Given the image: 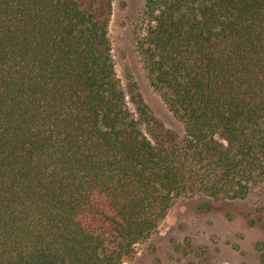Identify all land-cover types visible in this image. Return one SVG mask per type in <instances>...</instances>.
Masks as SVG:
<instances>
[{
  "label": "trees",
  "instance_id": "obj_1",
  "mask_svg": "<svg viewBox=\"0 0 264 264\" xmlns=\"http://www.w3.org/2000/svg\"><path fill=\"white\" fill-rule=\"evenodd\" d=\"M113 12L0 0V264H122L177 198L264 181V0H146L142 51L182 132L138 90L130 107Z\"/></svg>",
  "mask_w": 264,
  "mask_h": 264
},
{
  "label": "rangeland",
  "instance_id": "obj_2",
  "mask_svg": "<svg viewBox=\"0 0 264 264\" xmlns=\"http://www.w3.org/2000/svg\"><path fill=\"white\" fill-rule=\"evenodd\" d=\"M145 5L146 0H114L110 36L118 75L137 114L135 90L161 122L182 132L184 124L154 85L142 51ZM263 209L264 181L252 184L245 198L181 196L159 230L122 264H264Z\"/></svg>",
  "mask_w": 264,
  "mask_h": 264
}]
</instances>
